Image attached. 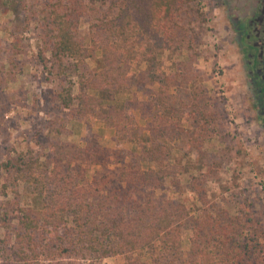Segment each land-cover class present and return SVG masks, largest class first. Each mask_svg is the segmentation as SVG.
I'll use <instances>...</instances> for the list:
<instances>
[{"label": "trees", "instance_id": "obj_1", "mask_svg": "<svg viewBox=\"0 0 264 264\" xmlns=\"http://www.w3.org/2000/svg\"><path fill=\"white\" fill-rule=\"evenodd\" d=\"M12 1L0 0L1 10L32 16L41 23L42 36L52 41L50 58L43 55L42 60L47 79L62 84L56 93L61 106L85 120L100 117L114 129L116 140L132 147L107 148L84 140L64 153L51 180L36 178L24 204L0 214L5 230L0 264L11 255L16 264H101L117 255L124 264H248L250 250L239 249L234 239L239 226L224 219H211L207 229L195 221L191 248L183 251L186 216L179 217L178 202L165 196L158 200L157 191L169 179L179 182L183 172L171 159L174 142L185 136V104L196 103L195 112L204 120L200 143L191 144L196 152L213 138L211 128L223 117L214 102L207 106L209 99L201 108L191 58L174 61L170 75L163 69L162 56L183 28L190 0H42L40 9ZM105 4L109 10L102 9ZM87 15L92 17L89 35L80 39L79 22ZM97 51L98 66L92 70L86 59H94ZM66 69L78 78L77 93L73 83L62 81ZM55 71L57 78H52ZM179 80L187 84L181 100L170 93ZM111 163L119 167L118 180L113 173L91 176L93 166ZM259 230L253 225L254 237L261 236ZM252 261L260 264L259 257Z\"/></svg>", "mask_w": 264, "mask_h": 264}, {"label": "rangeland", "instance_id": "obj_2", "mask_svg": "<svg viewBox=\"0 0 264 264\" xmlns=\"http://www.w3.org/2000/svg\"><path fill=\"white\" fill-rule=\"evenodd\" d=\"M25 1L40 9L42 0ZM231 4L228 0H190L182 14L183 28L177 40L162 56L163 69L169 75L174 71V61L191 58L193 91L201 96V108L209 99L207 106L213 107L214 102L223 117L211 128L213 138L196 152L191 144L200 143L202 137L198 133L204 120L195 112L196 103L185 104V136L174 142L171 159L172 165L183 172L179 182L169 179L157 195L158 200L167 197L178 202L183 211L179 217L186 216L181 224L183 251L191 248L195 221L207 229L211 219H224L239 226L234 239L239 249L250 250L247 263L256 264L252 260L259 257L260 264H264V131L251 104L244 52L233 25L232 15L240 11L236 8L233 13ZM107 5L102 9L109 10ZM30 17L0 8V214L7 207L23 205L31 183L36 178L51 180L52 169H60L57 163L62 155L70 154L74 146H83L84 140L107 148L132 147L130 142L116 140L114 129L100 117L85 120L74 109L61 106L56 93L62 84L47 79L42 60L43 55L50 58L52 41L42 36L41 23ZM91 20L90 15L81 17L80 39L89 35ZM99 56L97 51L94 59L87 58V67L96 69ZM68 63L71 65L72 60ZM72 69L63 72L62 81L67 86L73 83L77 93L78 78L71 74ZM57 73L52 78H57ZM186 85L179 80L170 93L181 100ZM190 86L193 85H188V89ZM145 123L139 120V125ZM214 161L219 163L211 167ZM90 173H113L119 179V167L114 163L106 168L93 166ZM255 224L260 227V237L253 236ZM243 228L247 232H242ZM4 232L0 227V235ZM8 260L5 264H16L14 256H8ZM99 262L124 264L125 259L117 255Z\"/></svg>", "mask_w": 264, "mask_h": 264}, {"label": "flooded vegetation", "instance_id": "obj_3", "mask_svg": "<svg viewBox=\"0 0 264 264\" xmlns=\"http://www.w3.org/2000/svg\"><path fill=\"white\" fill-rule=\"evenodd\" d=\"M231 1L233 25L239 36L247 67L252 106L264 131V0Z\"/></svg>", "mask_w": 264, "mask_h": 264}]
</instances>
